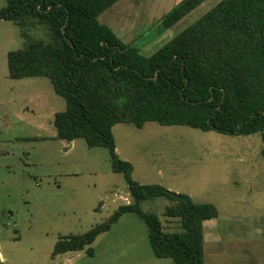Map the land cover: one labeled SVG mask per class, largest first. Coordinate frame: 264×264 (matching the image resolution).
<instances>
[{
	"label": "trees",
	"instance_id": "trees-1",
	"mask_svg": "<svg viewBox=\"0 0 264 264\" xmlns=\"http://www.w3.org/2000/svg\"><path fill=\"white\" fill-rule=\"evenodd\" d=\"M120 1L7 0L0 9V21L14 22L26 39L8 54L9 77L47 78L66 101V110L55 115L57 139H84L89 148L108 149L130 196L129 204L89 232L61 238L55 255L87 250L94 256L98 236L136 214L148 227L157 258L206 264L204 223L219 217L218 208L136 182L134 166L117 153L113 129H143L153 122L228 136L260 134L264 157V0H222L149 56L134 46L137 40L174 27L207 0L181 1L134 44L99 21ZM33 30L45 38H33ZM159 198L173 203L164 217L177 219L181 231L166 232L159 215L143 209Z\"/></svg>",
	"mask_w": 264,
	"mask_h": 264
},
{
	"label": "rangeland",
	"instance_id": "rangeland-1",
	"mask_svg": "<svg viewBox=\"0 0 264 264\" xmlns=\"http://www.w3.org/2000/svg\"><path fill=\"white\" fill-rule=\"evenodd\" d=\"M221 1L207 0L167 30L156 21L159 30L134 46L153 54ZM6 5L0 0V9ZM31 35L45 38L42 30ZM25 40L14 22L0 21V264H174L155 256L148 227L136 214L124 215L98 236L94 256L87 250L55 255L61 238L89 232L129 204L130 196L108 149L89 148L84 139H57L55 115L66 110V101L47 78L9 77L8 54ZM113 131L120 159L134 166L133 178L141 185L158 184L196 203H213L220 218L230 215L239 227L248 225L244 217L264 213L260 134L228 136L153 122L143 129L118 124ZM233 152L240 156H226ZM170 205L159 198L143 209L159 215L166 232H179L178 220L164 217Z\"/></svg>",
	"mask_w": 264,
	"mask_h": 264
},
{
	"label": "crops",
	"instance_id": "crops-1",
	"mask_svg": "<svg viewBox=\"0 0 264 264\" xmlns=\"http://www.w3.org/2000/svg\"><path fill=\"white\" fill-rule=\"evenodd\" d=\"M181 1L183 0H121L104 12L99 21L109 26L116 35L120 31L125 40L123 42L130 44L147 33L156 21L159 22ZM134 29L138 30L133 31ZM129 30H132V34L127 36ZM117 36L120 37L119 34ZM226 156L240 155L233 152ZM220 217L219 211L218 218L204 223L205 263L264 264V213L244 217L243 222L248 221V225L240 227L239 222H235L237 219L230 215L223 219Z\"/></svg>",
	"mask_w": 264,
	"mask_h": 264
}]
</instances>
